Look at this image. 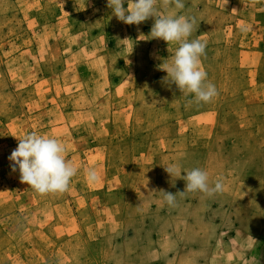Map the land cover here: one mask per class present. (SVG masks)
Listing matches in <instances>:
<instances>
[{
    "label": "rangeland",
    "instance_id": "rangeland-1",
    "mask_svg": "<svg viewBox=\"0 0 264 264\" xmlns=\"http://www.w3.org/2000/svg\"><path fill=\"white\" fill-rule=\"evenodd\" d=\"M210 103L166 81L177 45L107 0H0V264H264V0H183ZM127 7V0L125 2ZM48 135L79 169L39 194L9 157ZM201 168L223 190L183 192ZM99 179L88 181L85 169Z\"/></svg>",
    "mask_w": 264,
    "mask_h": 264
},
{
    "label": "clouds",
    "instance_id": "clouds-1",
    "mask_svg": "<svg viewBox=\"0 0 264 264\" xmlns=\"http://www.w3.org/2000/svg\"><path fill=\"white\" fill-rule=\"evenodd\" d=\"M107 0L112 14L127 25H139L150 17L155 18L151 28V39H160L169 44L177 45L174 55L163 70L167 72L166 81L175 84L181 92L192 95L196 103H210L218 95L217 87L208 81L207 73L202 68V57L205 54L206 44L199 38L192 39L196 20L183 14L165 13L158 9L159 0ZM171 3L175 9L185 7L183 0H162L163 7ZM65 145L55 137L31 133L19 139L18 147L12 151L9 160L12 170L17 167L22 183L39 194L65 192L69 189L73 177L79 169L66 159ZM171 176L183 175L186 187L183 192L173 194L159 191L168 206H175L177 195L189 192H200L212 196L223 190V183L217 180L210 184L209 174L201 168L181 172L175 164L165 167ZM90 182L99 179L94 168L85 169Z\"/></svg>",
    "mask_w": 264,
    "mask_h": 264
}]
</instances>
